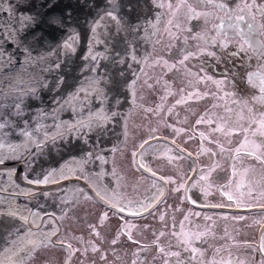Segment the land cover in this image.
<instances>
[{
	"label": "snow or ice",
	"instance_id": "6c2138e0",
	"mask_svg": "<svg viewBox=\"0 0 264 264\" xmlns=\"http://www.w3.org/2000/svg\"><path fill=\"white\" fill-rule=\"evenodd\" d=\"M74 260L264 264V0H0V264Z\"/></svg>",
	"mask_w": 264,
	"mask_h": 264
},
{
	"label": "flooded vegetation",
	"instance_id": "af4514ba",
	"mask_svg": "<svg viewBox=\"0 0 264 264\" xmlns=\"http://www.w3.org/2000/svg\"><path fill=\"white\" fill-rule=\"evenodd\" d=\"M167 79L171 80V77H167ZM174 87L179 89L180 87V83L179 81L174 82ZM202 87V86H201ZM143 95L145 97V99L143 101H140V103L144 104V105H151L153 103L156 102V96L152 94V92L148 91V90H144L143 91ZM173 100L172 97L169 98V103H171ZM211 101H208V104H210ZM191 107L193 108V110L196 113H199L201 111H203V109L208 106V104H205L203 101L199 102V103H192L190 102ZM131 107V105L129 104V106L127 107V110ZM126 110V111H127ZM180 112L181 117H183L185 115L184 110L178 109ZM131 119H134L133 121H130ZM131 119L129 120V130H130V134L127 140L126 145L125 144H121V141L123 140V136L121 135L122 129L119 123H117L114 127V131L110 137V143L106 144L105 147L107 148H111L113 145H119L123 148L126 149L125 155L128 157L127 161H124V172L122 173L125 176V181L131 185L133 183V181L135 180L136 176L138 175V173L136 172L135 169L131 168L129 166L130 164V154L131 151L134 149V145L140 142V138L142 136H145L147 134V126L150 122V120H146L144 119V113L140 112L139 109L134 110L133 115L131 117ZM151 119V118H150ZM151 122L153 124H155L154 120H151ZM190 122H194V117L190 118ZM182 143V141H180ZM186 147L189 148V150H194L196 145L194 143H190L189 145H187ZM109 158H111V154L109 153ZM163 162L162 161H153L152 162V166L154 168H159L161 166ZM105 167H109L110 165H106ZM165 174H172L170 169L165 168ZM227 177H224V180H226ZM224 180H221L220 182L223 183ZM129 191H131V188H129ZM221 199L219 197V195L217 194L215 197V200H219ZM169 202H172V197L171 195L169 196ZM215 202V201H213ZM176 203H179L178 200H176ZM183 207L187 208L188 205H184ZM196 210H200V209H196ZM203 211L205 212H209V214H211L213 211H223L229 215H235V214H239V215H245L250 217V219L248 221L245 222H241L239 225H236V227H240L241 229L244 228V224L245 223H251L252 219H259L260 218V210L259 209H253L251 211H244V210H233V209H223V210H209V209H204ZM179 215H178V219H179ZM111 225H116L118 223V221L115 218H112L111 221L109 222ZM134 223L143 226V224L145 223H151L153 224L154 227H159L158 224H156L153 220L152 217H148L146 220L144 219H137L134 221ZM225 222H221V228L219 229V231L222 233L223 232V224ZM229 229H231L233 227V224L231 221L226 222ZM65 228L71 230L75 235H84L85 238L87 239V231L86 229L81 228L80 225L76 224V223H65ZM257 235L256 230H255V226L251 229H247V238H252L255 237ZM138 239H151V233L150 232H146L144 234V236L141 237H137ZM240 238H244L243 234ZM127 247L129 249L135 247L133 245H127ZM73 264H75V260L73 261Z\"/></svg>",
	"mask_w": 264,
	"mask_h": 264
},
{
	"label": "water",
	"instance_id": "95a60500",
	"mask_svg": "<svg viewBox=\"0 0 264 264\" xmlns=\"http://www.w3.org/2000/svg\"><path fill=\"white\" fill-rule=\"evenodd\" d=\"M129 106V104H125L124 105V110L126 111L127 110V107Z\"/></svg>",
	"mask_w": 264,
	"mask_h": 264
},
{
	"label": "rangeland",
	"instance_id": "374dc122",
	"mask_svg": "<svg viewBox=\"0 0 264 264\" xmlns=\"http://www.w3.org/2000/svg\"><path fill=\"white\" fill-rule=\"evenodd\" d=\"M134 119H131L130 121H133Z\"/></svg>",
	"mask_w": 264,
	"mask_h": 264
}]
</instances>
